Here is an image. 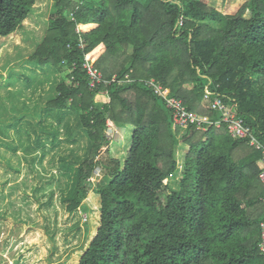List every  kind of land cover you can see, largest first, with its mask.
I'll return each instance as SVG.
<instances>
[{
  "label": "trees",
  "instance_id": "1",
  "mask_svg": "<svg viewBox=\"0 0 264 264\" xmlns=\"http://www.w3.org/2000/svg\"><path fill=\"white\" fill-rule=\"evenodd\" d=\"M52 1L51 23L26 61L69 69L45 107L77 113L92 143L68 205L79 208L90 190L100 197L98 227L78 264H264L261 151L231 138L224 125L188 126L179 136L169 110L139 81L153 78L188 110L214 117L202 102L208 86L264 145V0H247L233 14L199 0ZM34 2L47 10L48 0H0V39L17 38ZM85 60L104 82L89 85ZM107 120L130 126L132 143L122 167L93 186ZM177 145L186 155L175 190ZM15 157L21 179L27 167ZM16 207L11 220L23 216ZM8 238L2 221L0 250ZM10 249L0 253L9 258Z\"/></svg>",
  "mask_w": 264,
  "mask_h": 264
},
{
  "label": "rangeland",
  "instance_id": "2",
  "mask_svg": "<svg viewBox=\"0 0 264 264\" xmlns=\"http://www.w3.org/2000/svg\"><path fill=\"white\" fill-rule=\"evenodd\" d=\"M218 1L211 2L216 10ZM51 2L44 12L34 2L15 32L17 38L0 39V223L7 222L10 237L4 240L10 246L0 251L11 248V261L0 253L4 257L0 264H78L98 227L100 197L92 190L79 208L68 211L79 168L92 143L77 113L45 107L69 69L26 61L51 23ZM232 3L226 0L219 12L228 11ZM249 16L247 10L244 17ZM116 129L96 158L93 186L105 183L127 157L132 128ZM185 131L180 129L179 136ZM16 153L27 167L21 179H17L22 169L15 163ZM185 155L184 146L177 145L178 169L169 182L175 190L180 189ZM17 205L23 210L16 212L23 216L11 220L12 207L15 211Z\"/></svg>",
  "mask_w": 264,
  "mask_h": 264
},
{
  "label": "built area",
  "instance_id": "3",
  "mask_svg": "<svg viewBox=\"0 0 264 264\" xmlns=\"http://www.w3.org/2000/svg\"><path fill=\"white\" fill-rule=\"evenodd\" d=\"M166 1L179 3V0ZM183 19V16L178 19L176 24L178 27L182 25ZM76 30L77 32H81L78 27ZM83 45V40H81L79 46L83 47ZM83 67L87 71L90 86L104 82L101 74L94 68L93 60H85ZM131 81L133 80L129 79L128 76L125 77L124 82ZM139 81L144 86L151 89L153 93L163 101L165 108L170 112L173 126L179 127L181 129H186L188 126H194L196 129L205 131L211 126L220 127L221 125H224L231 138L245 140L249 146L261 151L262 156L258 162V178L264 184V145L254 136L250 128L243 124L242 120L236 116L235 112H233L224 103L222 97L219 94L211 91L208 86L204 87L202 102L204 106L207 105L208 108L215 114L214 117H212L208 114H199L197 112L188 110L181 99L171 94L168 87H164L161 83L156 82L153 78L144 80L141 79ZM116 131L117 129L114 123L107 120V137L111 134V132ZM262 201L264 202V196ZM259 232L260 237L258 248L260 253L264 255V216L259 222Z\"/></svg>",
  "mask_w": 264,
  "mask_h": 264
},
{
  "label": "crops",
  "instance_id": "4",
  "mask_svg": "<svg viewBox=\"0 0 264 264\" xmlns=\"http://www.w3.org/2000/svg\"><path fill=\"white\" fill-rule=\"evenodd\" d=\"M200 1L206 3L207 5H209V6L213 7V8H215V7L211 4L212 0H200ZM245 1H247V0H238V2H237V0H233V3L231 4L232 7L229 6V7H228V8H229L228 11H221L222 14H233L234 12L237 11V9L240 7V5L243 4ZM225 2H226V0H219V1L217 2V4H218L219 7H216V8L219 9L220 7H223ZM230 2H231V0H230ZM53 4H54V3H53ZM48 7H49V0H48ZM218 9H217V10H218ZM218 11H219V10H218ZM15 32H16V31H15ZM15 32H14V33H15ZM9 258H10V257H9ZM9 258H8V259H9ZM0 260H4V257H0Z\"/></svg>",
  "mask_w": 264,
  "mask_h": 264
}]
</instances>
